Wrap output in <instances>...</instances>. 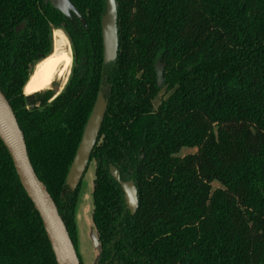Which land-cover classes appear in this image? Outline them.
<instances>
[{
    "label": "trees",
    "instance_id": "trees-1",
    "mask_svg": "<svg viewBox=\"0 0 264 264\" xmlns=\"http://www.w3.org/2000/svg\"><path fill=\"white\" fill-rule=\"evenodd\" d=\"M70 2L86 27L43 0H0V89L81 264L82 183L73 192L66 181L100 92L95 264H264V0H116L119 50L108 64L106 0ZM53 28L71 44L70 78L55 98L28 97L35 67L54 52ZM120 182L136 188L135 214ZM0 264H57L1 141Z\"/></svg>",
    "mask_w": 264,
    "mask_h": 264
},
{
    "label": "water",
    "instance_id": "water-1",
    "mask_svg": "<svg viewBox=\"0 0 264 264\" xmlns=\"http://www.w3.org/2000/svg\"><path fill=\"white\" fill-rule=\"evenodd\" d=\"M44 2L50 3L64 16L69 17L71 14H74L80 20L82 25L86 27L85 20L81 16L80 12L70 2V0H44ZM117 18L118 12L116 0H106V12L102 17L101 23L103 58L105 64L114 62L118 55L119 42ZM107 106L108 104L103 98V95L100 94L87 122L79 148L67 176L66 185L73 192H75L81 185L86 170L90 164L91 155L97 145ZM0 141L3 143L11 157L21 186L23 187L28 198L34 206V209L41 218L56 263L81 264L76 247L70 237L65 222L59 214L54 200L48 193L46 186L36 175L28 155L24 133L19 126L17 117L9 101L1 89ZM111 171L115 179L120 181L118 171L114 168H112ZM120 183L125 193L128 209L132 214H135L139 207L136 188L133 183ZM129 184H131L133 187H131ZM100 253L101 246L99 256Z\"/></svg>",
    "mask_w": 264,
    "mask_h": 264
},
{
    "label": "rangeland",
    "instance_id": "rangeland-1",
    "mask_svg": "<svg viewBox=\"0 0 264 264\" xmlns=\"http://www.w3.org/2000/svg\"><path fill=\"white\" fill-rule=\"evenodd\" d=\"M65 51L67 50L65 49ZM68 60L69 59H66L67 66L65 68L68 67V64H69ZM71 70H72V67H71ZM64 86L62 85L61 82H58L52 86V89L54 91H60V89L64 88ZM160 98H161V95L156 100V105L159 104ZM195 152H196L195 149H184L180 153V156L184 157L189 154H193ZM94 178H95V167H94V164L91 163L88 166L86 173L84 175V178L82 180V187H81V192L79 194V202H78L77 213H76V221H77V226H78L77 232H78L79 253L82 256L83 264H95L99 256V252H100V245L97 239V233L95 231V228L92 222V211H93L92 192H93V187H94ZM131 187L133 186L131 185ZM213 187L218 188L219 185L217 183H214Z\"/></svg>",
    "mask_w": 264,
    "mask_h": 264
},
{
    "label": "bare ground",
    "instance_id": "bare-ground-1",
    "mask_svg": "<svg viewBox=\"0 0 264 264\" xmlns=\"http://www.w3.org/2000/svg\"><path fill=\"white\" fill-rule=\"evenodd\" d=\"M53 41V54L37 64L24 88V93L27 96L49 90L58 82H61L64 86L66 82L72 63L70 44L66 36L60 30H55L53 32ZM65 49L67 51H65ZM66 59H69L67 68H65L67 66Z\"/></svg>",
    "mask_w": 264,
    "mask_h": 264
},
{
    "label": "flooded vegetation",
    "instance_id": "flooded-vegetation-1",
    "mask_svg": "<svg viewBox=\"0 0 264 264\" xmlns=\"http://www.w3.org/2000/svg\"><path fill=\"white\" fill-rule=\"evenodd\" d=\"M43 2H44V0H43ZM45 3V2H44ZM45 4H50V3H45ZM51 5V4H50ZM52 6V5H51ZM53 7V6H52ZM54 8V7H53ZM55 9V8H54ZM55 10H57V9H55ZM25 27H26V24L25 23H22L21 25H19V26H17L16 27V32L17 33H20L21 31H23L24 29H25ZM55 30H60V29H55V28H53L52 29V40H53V32L55 31ZM61 31V30H60ZM64 33V32H63ZM65 34V33H64ZM69 44H70V42H69ZM53 47H54V41H53ZM70 49H71V52H72V47H71V44H70ZM50 57V56H49ZM48 58V57H47ZM71 58H72V64H71V67H73V52H72V54H71ZM45 60V59H44ZM43 61V60H42ZM41 61V62H42ZM39 64V63H38ZM71 72H72V70L69 72V75H68V77H67V79H66V84L68 83V80H69V78H70V75H71ZM65 84V85H66ZM65 87V86H64ZM25 88V87H24ZM63 89L64 88H62V89H60V91H54L53 89H52V87L49 89V90H51V91H54L55 92V95H54V98L55 97H57L62 91H63ZM25 94V93H24ZM100 94H102L101 92L99 93V95ZM26 95V94H25ZM99 95H98V97H99ZM103 95V94H102ZM27 96V95H26ZM32 96V95H31ZM28 97H30V96H28ZM103 98H104V96H103ZM98 99V98H97ZM97 102V101H96ZM96 104V103H95ZM95 106V105H94ZM94 109V108H93ZM93 111V110H92ZM106 115V114H105ZM91 116V115H90ZM90 118V117H89ZM105 118V117H104ZM89 120V119H88ZM87 125V124H86ZM99 138V137H98ZM98 142V141H97ZM112 168H114V167H111V170H112ZM114 169H116V168H114ZM117 170V169H116ZM111 174H112V171H111ZM114 177V176H113ZM115 178V177H114ZM120 179V178H119ZM123 183H131V182H123ZM123 189V188H122ZM131 212V211H130Z\"/></svg>",
    "mask_w": 264,
    "mask_h": 264
}]
</instances>
